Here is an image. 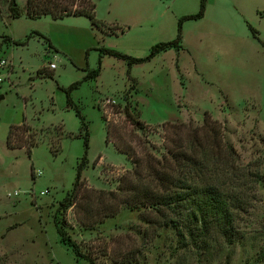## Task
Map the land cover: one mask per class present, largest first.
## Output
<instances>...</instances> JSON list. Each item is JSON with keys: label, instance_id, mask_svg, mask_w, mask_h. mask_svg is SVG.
I'll return each instance as SVG.
<instances>
[{"label": "rangeland", "instance_id": "374dc122", "mask_svg": "<svg viewBox=\"0 0 264 264\" xmlns=\"http://www.w3.org/2000/svg\"><path fill=\"white\" fill-rule=\"evenodd\" d=\"M93 1L101 28L85 16L28 17L27 0H17L24 13L11 18V0H0V264H90L60 242L54 223L84 155L81 122L62 88L98 67L102 47L146 57L200 9V0ZM54 6L89 9L80 0ZM8 35L21 44L3 42ZM183 46L130 74L126 60L105 55L100 75L71 93L90 147L64 230L96 264H264V0H208L202 18L183 22ZM23 121L33 129L25 137L38 141L31 156L6 144L10 125ZM171 139L195 148L205 139L206 177L241 191L232 243L211 237L196 246L155 209L125 201L126 180L146 183L148 164L160 168Z\"/></svg>", "mask_w": 264, "mask_h": 264}, {"label": "trees", "instance_id": "16d2710c", "mask_svg": "<svg viewBox=\"0 0 264 264\" xmlns=\"http://www.w3.org/2000/svg\"><path fill=\"white\" fill-rule=\"evenodd\" d=\"M54 1L56 0H27V16L31 18H39L44 15H51L54 18H64L69 15L85 16L90 19L93 25L99 28L105 25L96 17V3L93 0H80L89 5V9L77 8L74 11L69 9L59 11L58 6H54ZM207 2L208 0H200V9L197 13L181 17L176 38L153 45L146 57H133L111 48L102 47L100 49L98 67L89 71L87 69V74L82 80L73 82L68 88H62L67 95L68 106L75 110L81 122L80 133L77 137H82L84 140V155L77 162L72 190L59 202L54 213V223L60 242L69 245L73 249L78 261L81 258H85L90 264H96L93 259L82 253L78 243L68 236L64 230V226L67 223L65 214L75 200L72 195H78L86 184L83 173L89 165L88 151L90 147L89 124L78 105L72 100L71 93L84 81L95 79L100 75L102 58L105 55L126 60L128 74H130L133 65L136 63L150 61L159 53L171 48L179 52L183 48V22L202 18L205 15ZM8 9L9 17L11 18H19L24 13L17 0H11ZM0 16H2L1 10ZM248 26L254 36L258 37L259 31L251 24ZM6 40L11 41L15 45L21 44V42L9 35L3 38V42ZM126 116L134 122V115L128 105L126 106ZM135 122L138 121L136 120ZM205 124H208L207 120ZM138 125H140V128L144 127L141 122H138ZM32 130V127L24 121L19 124H11L6 139L7 146L11 149L26 148L29 156H31L33 148L38 145V141L33 137L34 134L30 135L29 138H26L25 134L32 132ZM204 130L206 131L207 129L204 128ZM107 134L108 137L111 135L110 127L107 130ZM64 135H66L65 132L60 135V141ZM190 140L188 139V141L182 143L174 139L169 140L172 145L169 147V154L165 155L164 159L160 161V168H156L150 163L148 164L146 169L147 177H145L146 183H139L140 181L135 183L127 179L124 183L125 185L121 187V189L127 190L125 201L132 206H144L155 209L161 216V220L175 222L183 240L188 239L189 242L196 246L202 245V242L209 244L210 242L207 239L211 237L213 239L215 237H223L232 243L234 241L233 236L236 233V213L243 205L242 196L240 195L241 191H238L235 187L226 186L224 181L220 183L219 181H214V178L206 177L205 169L209 159L204 160L208 154L207 144H204L205 139L200 144L201 148L203 146L204 152H199L201 148H195ZM58 152L59 150L54 153ZM128 153L131 154V152ZM199 155L203 158L202 160ZM139 162L140 160L137 159L135 164L138 165ZM137 170L138 168L134 172L135 176H141L142 172L140 173ZM31 173L35 179L33 165L31 166Z\"/></svg>", "mask_w": 264, "mask_h": 264}, {"label": "built area", "instance_id": "2783aa9c", "mask_svg": "<svg viewBox=\"0 0 264 264\" xmlns=\"http://www.w3.org/2000/svg\"><path fill=\"white\" fill-rule=\"evenodd\" d=\"M6 61L4 60V59H1L0 60V84L3 82V76H2V69L6 66ZM50 66H51V68H55L56 67V64L55 63H51L50 64ZM39 173H41V172H39ZM44 193V192H43Z\"/></svg>", "mask_w": 264, "mask_h": 264}, {"label": "crops", "instance_id": "0c3cea01", "mask_svg": "<svg viewBox=\"0 0 264 264\" xmlns=\"http://www.w3.org/2000/svg\"><path fill=\"white\" fill-rule=\"evenodd\" d=\"M207 5H208V2H207ZM206 9H207V8H206ZM109 35H111V34H109ZM182 45H183V41H182ZM181 50H184V46H183V48H182ZM181 50H180V51H181ZM180 51H179V52H180ZM163 52H165V51H163ZM161 53H162V52H161ZM159 54H160V53H159ZM159 54H158V55H159ZM155 57H156V56H155ZM155 57H154V58H155Z\"/></svg>", "mask_w": 264, "mask_h": 264}]
</instances>
